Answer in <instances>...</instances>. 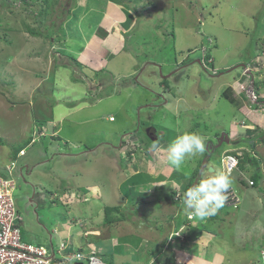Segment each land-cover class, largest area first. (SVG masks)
Instances as JSON below:
<instances>
[{
	"label": "rangeland",
	"instance_id": "obj_1",
	"mask_svg": "<svg viewBox=\"0 0 264 264\" xmlns=\"http://www.w3.org/2000/svg\"><path fill=\"white\" fill-rule=\"evenodd\" d=\"M44 8L46 16L39 14ZM106 11L131 14L129 25L137 30L132 44H138V48H130L135 54L130 69L129 54L113 60L120 73L133 71L127 77L128 84L122 83L123 76L110 78L109 69L102 68L97 74L107 81L100 91L93 92L90 88L96 81L89 72L81 76L76 66L67 67L59 61L68 60L66 54L78 58L77 52L96 33ZM25 24L42 35L30 34ZM204 48L211 50L218 74L200 62ZM164 57L180 63L159 62ZM252 58L264 61V0H0V171L16 160L13 194L23 216V240L51 248V242L59 243L57 234L50 237L56 227L64 231L61 235H66L70 223L74 224V231L99 224L103 234L107 229L114 238L121 234L117 238L121 242L129 232L128 239L133 244L137 241L135 246L130 245L135 251L128 250L125 255L131 259L138 254L136 261L141 258L144 264L163 250V245L171 248L167 255H175L181 246L177 238L170 241L172 233L186 239L179 255L182 258L177 257L174 264L186 261L185 253L190 255V264H264V205L255 211L244 200V191H239L240 195L244 193L240 205L227 207L233 202L228 199L215 216L197 222L198 218H189L183 212L182 204L187 190L184 186L195 171L200 175L203 169L207 172V167H215V172H222L224 149L234 145L220 142L223 129L230 133L232 141L246 133L257 137L256 146L264 143V138L258 139L264 129L246 131L239 126V105L236 107L222 94L226 80L239 78ZM72 72L80 81L81 77L86 80L83 86L71 79ZM256 72L264 77L261 66ZM153 74V80L148 78ZM259 74L251 75L259 81ZM262 86L256 94L263 93ZM228 91L232 98H238L232 90ZM152 97L157 101L153 102ZM180 101L191 105L179 104L185 108L176 112L173 107ZM54 102L58 103L55 109ZM253 104L254 97L249 102L251 107ZM258 105L264 108L263 103ZM202 106L209 107V111H197L196 107ZM77 107H84L83 112L72 110ZM53 111L58 119L66 114L63 125L61 120L48 122L44 117L53 116ZM110 116L115 121L111 122ZM71 119H82L84 124L75 127ZM150 125L161 130L157 142L149 139ZM133 126L137 130L133 134L138 137L130 133ZM183 132L202 135L206 152L187 159L177 171L168 164L166 154L152 146H166ZM44 133L54 136L48 134V139H43ZM66 140L69 142L65 144ZM22 146L26 153L19 155ZM243 150H239L242 155L246 151ZM258 156L264 157V150ZM150 157L153 167L159 168L140 175L138 168L145 167ZM247 167L258 179L255 189L263 188L261 168L250 163ZM195 178L193 184L200 179ZM69 183L83 189L86 201L66 200V191L56 193L57 188ZM92 185L101 192L89 193ZM235 186L241 189L236 183ZM173 190L174 198L166 200L165 196ZM139 197L146 203H140ZM259 198L264 200L262 195ZM104 204L123 205L121 211L129 218L103 223ZM66 209H70L69 217ZM85 216L90 220L81 223ZM117 217H121V212ZM183 223L184 228L178 231L176 227ZM101 240L105 244L93 245L94 249H112L106 238ZM110 261L116 263L114 258Z\"/></svg>",
	"mask_w": 264,
	"mask_h": 264
},
{
	"label": "crops",
	"instance_id": "obj_2",
	"mask_svg": "<svg viewBox=\"0 0 264 264\" xmlns=\"http://www.w3.org/2000/svg\"><path fill=\"white\" fill-rule=\"evenodd\" d=\"M130 16H131L130 13H129V15H127V13L125 15L122 11H120L118 15H116V13L114 14V13H110L109 11H106L105 15L99 20L100 22H98L100 25L98 26V28L96 30V33H94L92 38L90 39V41L86 45H84V47L81 48L77 52V55H79V54L81 55V61H83V63L85 64L83 68H85V71L87 73L89 71V73H90L92 78H93L92 69L97 70L96 75H95L96 79L94 78L95 81H96V84H92V88H91L93 92L100 91L103 88V86L106 83V81H107L105 76L104 77H99V74H97L98 71L100 69H102V68H108L109 70H107V71L110 72L109 73L110 74V78H113V79H115V78L121 79L122 76H123L122 79H128L127 77H129V75L133 74V71L129 72V73H125V72L124 73H120L118 71L116 62L113 61L117 56H121V55H124V54H129V56H130L129 69L132 66V62L135 61V58H134L135 54L133 52L134 50H131V49L138 48V44H136V45L132 44V40L136 36L137 30L133 28L132 24L129 25ZM138 22H139V20H138ZM131 31H133V35H131ZM125 34H129V35H127L125 37ZM141 48H142V46L139 49H141ZM168 61L173 62V65L175 63H179L178 59H174L173 60V58H166V57L160 58L159 62L166 63ZM169 64L172 65V63H169ZM259 66H261V70L264 71V65L262 63H260ZM222 67L228 68L229 66H226V64H222ZM253 73L259 74V72H253ZM148 78H151L153 80L155 78V75L154 74L153 75H148ZM243 78H244V76H242V74H241L239 76V78H233L232 81H230V80L227 81L226 80V82L224 84L225 88L226 87H231L232 88L231 89L232 93L233 94L236 93V95L235 94L234 95L239 98L238 99L239 103L242 104L241 108L238 110L239 126H241L246 131H247V129H251L252 131H257V129H264V108H260L262 106H259L256 110H253V108H251V106L249 105L248 97L245 96L246 94H241V92H240V89H239V86H238V84H239L238 80L239 79L242 80ZM254 78L256 79V76ZM259 78H260L259 81H257L258 79H256V82H257V85H258V90H259V85H263L262 86V90H263L264 89V83H263V78L264 77H261L260 74H259ZM81 85L83 86L84 84L81 83ZM156 89H157V92L159 93L160 90L158 88H156ZM166 94H168L170 96V92L169 91ZM182 98H183V96H182ZM259 98H260V103L263 102V105H264V90H263V93L259 95ZM152 100L154 102V100H156L155 97H152ZM182 103L185 106L186 105H191V104H188V103L180 101L177 104H175L174 107H173L176 112L183 111L185 106L181 107L179 105V104H182ZM81 108H84V107H79V108L77 107V108H73L72 110L79 109L78 113L80 114L81 112H83V110H81ZM196 109H197V111H199L200 109H203V110L207 109V111H209V107L205 108V106L196 107ZM185 111L188 112L189 110H185ZM65 115L66 114L60 116L62 125L64 124L63 120H66V119L62 120V118H64ZM110 117H114V116H110ZM191 117L194 119L193 114L191 115ZM67 118H70V117H67ZM71 121L74 123L75 127H81L84 124L82 119L81 120H76V121L71 119ZM113 121H115V119L112 120L111 122H113ZM240 122H242V123L240 124ZM220 127H222V124L220 125ZM63 128H65V127L64 126L62 127V131H63ZM131 129L134 130L135 126H133V128H131ZM223 130L226 131L229 134L230 144H234V145H232V148L230 146L228 148H225L224 151L230 152L233 149L238 148L239 145L235 144V141H236L235 139L236 138H233L235 141L234 140L232 141V139H231L232 137H231L230 133L226 129H223ZM122 131H124V129H122ZM252 136H254V135L243 133L240 136V138L245 139V141L241 142L242 144L240 146H243V147H246V148L248 146L251 147V145L255 141V139H252ZM173 138H174V136H173ZM67 139H73V138L68 137ZM249 139H250V141H249ZM68 142L69 141L66 140L65 144L68 143ZM255 150L257 151L256 155H257V159H258V162H259V166L256 167V168L257 169L261 168V170L263 171L262 178H261V184H262L263 188H260V189H264V157L258 156L259 151L262 152V150H264V143L259 144L255 148ZM151 157L153 158V156H151ZM151 157L147 158V160H146L147 164H146L145 167L138 168L139 170H137V171L139 173H141L140 175H142V174L145 175L147 172H149V173L156 172L155 169L159 168L158 165L157 166L155 165L156 168L153 167L154 165H153V163L151 161ZM208 163H209V161H208ZM211 166L212 165H210V167ZM207 169L209 170L210 168L207 167ZM211 170L215 172V167L214 168L211 167ZM246 170H247L248 174H246ZM202 172H206V171L203 169ZM252 173L253 172L251 171V169L249 170L248 167L246 169L243 168V167H240L238 173L236 174V176L234 178H232L233 179V188L238 193H239V191H242V192L244 191V193H245L244 200L245 201L246 200L249 201V204L251 205V208L254 209L255 211L258 210L257 212H259L260 204L264 205V200L262 198L260 199L259 196L262 195L264 197V190L262 191L260 189H255V188H257V183L254 184V185H250L249 184L248 179H254L253 176H255ZM163 174L166 175V173H163ZM168 174H170V171L168 172ZM199 176H201V173H200ZM147 177H148V180H149L150 176H147ZM235 183L241 189H237V187L235 186ZM93 186H94V188L88 189L90 192L89 191H87V192H89V193L101 192V189H99L98 186L92 185V187ZM183 186L184 185H182V187ZM82 190L83 189H80L79 185L76 186V185H72V183H69L68 186H66L65 188H57L56 189V191H57L56 193H58L59 191H62V192L66 191L65 192L66 200H69L71 198L72 199L75 198V199H80L81 201L82 200L86 201L87 197H85L86 195H82V194H84V193H82L83 192ZM243 194L240 195V193H239V195L241 196V202H242ZM167 196L168 195H166L165 197H167ZM165 199L166 200H170V199H167V198H165ZM241 202H240V204H241ZM144 203H146V202H144ZM113 205H115V204H109V205L108 204H104L102 208L105 211V208L107 206H113ZM145 205L147 207L148 204H145ZM102 208L100 210H102ZM69 211H70V209L69 210L66 209V213H68L67 214L68 217L70 216L69 215ZM132 212H134V210ZM62 214H63L64 217H66V215L64 213H62ZM114 214L117 217L119 212H115ZM254 214H255V212L252 213V217L255 216ZM128 218L129 217L127 215L122 218V211H121V217H118L117 219L115 218V221L120 220V219L124 221V220H126ZM88 220H90L89 217L85 216L81 223H83L84 221H88ZM104 221L105 220H103V223H104ZM244 221H247V220L244 219ZM63 222L65 223V222H67V220L65 219ZM76 223L77 224L79 223L77 221V217H76ZM111 223H113V222H111ZM105 224H110V223L106 222ZM73 225H74L73 223L69 224L68 231L66 232V235H61L60 233H64V231L57 230V227L52 230L53 234L54 233L57 234V238L59 239V241L63 242L67 246H69V248L75 249V248H81L82 247V248H85V250H89V249H94L93 245L102 247V245H101V242H102L101 237H102V238H106V243L108 242L109 244H112V249L111 250H105V249L100 250V248H99L98 250H96V249H94V250L98 251L99 253L102 252L103 255H105V257H103L105 261L108 260V259L112 260L114 258V260H115L114 262H116L115 264H121V263H124V264H137V263L138 264H144V260L141 259V258H140L139 262L136 261V259H138V254H136V255L133 254L131 256V259H130L129 255H125L126 251H127V253H129L128 250H131L132 252L135 251L134 249H131L132 247L130 246L133 243H132V241L130 239H128L127 234L129 232H127L124 235L125 236V238H124L125 240H123V238H122L123 241L121 242V241H118L120 239H117L118 237L122 236L121 234L117 233V235L114 238L112 236V232L107 229L106 231H104V234H105L104 235L101 232V226H98L99 224H96V225L93 224L94 226H92V227L87 226V227H83L82 228V226H81L82 229H80L79 231H74V229H71V227ZM136 225H138V223H136ZM251 227L254 228L255 226L251 225ZM204 233H206V232H204ZM51 237H53V235ZM109 238H110V240H109ZM136 241L137 240H134V244H133L134 246L136 245ZM146 242L147 241H144L143 244L146 245ZM116 243H119V244H116ZM104 244L105 243H103V245ZM117 245L120 248H118ZM163 247L164 248H168L169 245L168 244L167 245H163ZM114 253H117V255H115ZM113 255H114V257H113ZM157 255L153 256L154 258H152L151 261H148L149 262L148 264H157L155 262L156 258H157ZM183 256L186 259V261L189 262V264H190V261H191L190 255L188 253H185ZM121 261H123V262H121ZM106 262H107V264H114L112 261H106ZM146 263H147V260H146ZM206 264H215V263H206ZM217 264H220V263H217Z\"/></svg>",
	"mask_w": 264,
	"mask_h": 264
},
{
	"label": "clouds",
	"instance_id": "obj_3",
	"mask_svg": "<svg viewBox=\"0 0 264 264\" xmlns=\"http://www.w3.org/2000/svg\"><path fill=\"white\" fill-rule=\"evenodd\" d=\"M204 51H205L204 53L206 54V48H204ZM77 56L79 59H81L80 54ZM261 58H260V61L253 59L249 63H246L244 73L242 74V76H244V78L242 80H240V79L238 80V82H239L238 86H239L241 94H246L245 96L248 97L249 102H251L252 98L254 97L255 104H253V105L256 107H259L258 104H260V98H259V95L256 94V90L258 89L256 79L251 74L253 72L257 71L260 63H262L264 65V61H261ZM178 62L180 63L179 60H178ZM179 63H177V64H179ZM202 64H203L204 68L211 70L213 74L219 73V70H217L215 67L214 56L207 61L206 60L203 61ZM251 65H253V66H251ZM249 67L251 69H254V70L251 71L250 69H248ZM76 70H77V73H80L81 76H87V75H83L84 73H87L85 71V68L79 69V67H77ZM92 72H93V78H95L97 70L92 69ZM89 77H91L90 73H89ZM228 88H231V87H228ZM261 103H263V102H261ZM110 118H112V120H114V117H110ZM54 120L55 119H48V122H54ZM56 120L60 121L61 119L57 118ZM150 126L151 127H149V129H152V128L154 129L153 132L155 135L158 136V139L153 140L152 138H150L148 136L149 139H152L154 142L159 141L160 136H161L160 135L161 130H159L158 127L155 125H150ZM135 130H136V128L133 131H135ZM133 131L131 132V134L134 137H138L139 135L133 134ZM223 133H227V132H225V131L221 132V136ZM48 134L51 137L54 136L53 134H50V133H44L43 135H48ZM126 135L128 136V134H126ZM260 139H262V138H260ZM34 141H35V139H34ZM34 141H33V143H34ZM228 143H230V142H228ZM235 144L241 145L242 143H240V142L236 143V141H235ZM152 147L156 151L164 152L166 154V159H167L168 164L177 171H179L182 168V166L184 165V163L186 162L187 159L192 158V157H196L197 155H202L206 152L205 138L202 135L195 133V132H183V133L177 135L175 137V139L172 140L166 146H161L160 144H153ZM256 147L257 146H256V142H255L254 147L248 146L246 148L243 146H240V147L238 146V149L235 148V149H237V151H234V149H233L230 152H224L223 159L221 160L222 172H214L211 169H209L207 172H201V178L199 179V181L196 184H193L192 186H190L183 193V197H182L183 212L189 218H192V217L198 218L197 222H199L200 219L204 220V219L215 216L219 212V210L224 207V205L228 199L227 193L229 192L230 188L236 193V196L239 198V201L237 203H236V201H233L230 205H227V207L228 206H238L241 202V199H240L237 191L233 188V179H232L231 175L234 172L239 171V168H240L239 167V161H240L239 158L242 155V153L239 151L240 148L241 149L243 148L246 151H250L254 157H257V155H256L257 151L255 150ZM24 153H26V152L23 148V149L19 150L18 154L21 155ZM149 155L152 156L153 154H150V152H149ZM227 155L236 156L238 158V164H237V166H235L233 168V170L231 172H227L226 167H225L224 157ZM245 164H246V167H247V165H249V163H245ZM9 166L16 167V160L14 162H12V164ZM6 174L11 176V173L8 171H6ZM11 177L13 179H15L14 176H11ZM250 181H252L253 183L251 184ZM248 182L250 185H254L253 179H248ZM15 183H16V180H15ZM174 184H175V182H173V188H174ZM104 218H105V216H104ZM186 222H188V220ZM185 223H183L181 226L179 225V227H176V229L178 231L182 230L184 228ZM22 233H23V230H22ZM176 233H179V237H181L180 232H176ZM52 235H53V231L50 233V237ZM175 236H177V235H175V233H172L170 241L172 242V241H174V239L177 238L180 242L181 248L179 247V250L176 251L178 253L175 252V255H173V257H175V259L177 257L181 259L182 257L179 255H180L181 251L183 250L182 243L184 241H186V239L182 240V239L175 237ZM51 246L59 249V250H56L55 248H51V250L55 252L54 253L55 256H69L70 254L73 253L71 251H77L79 249V248L71 249V248H69V246H67L66 244H64L63 242H60V241L58 244H54L53 242H51L50 247ZM168 248L171 250L170 246ZM168 248H164L161 252L158 253L157 258H156L157 264H160V262H161V264H174V262L165 258V256L166 257L168 256L167 255V251L169 250ZM163 252L164 253L166 252V255H163ZM97 257L101 258V257H105V255H103V253L100 252L97 254ZM166 262H168V263H166ZM180 264H189V262L181 260Z\"/></svg>",
	"mask_w": 264,
	"mask_h": 264
},
{
	"label": "built area",
	"instance_id": "obj_4",
	"mask_svg": "<svg viewBox=\"0 0 264 264\" xmlns=\"http://www.w3.org/2000/svg\"><path fill=\"white\" fill-rule=\"evenodd\" d=\"M227 172H231L238 164L236 156L227 155L224 157ZM252 184L253 182L250 181ZM15 181L12 177H0V264H45L48 254L55 256L54 253L47 251L43 246L21 245V224L23 218L18 214L19 211L14 198ZM228 199L239 201L236 193L230 188L227 193ZM227 199V200H228ZM15 245V247L13 246ZM42 248L45 251H42ZM69 259H80L79 253H72ZM45 260V261H44ZM98 261L92 257L91 264Z\"/></svg>",
	"mask_w": 264,
	"mask_h": 264
},
{
	"label": "trees",
	"instance_id": "obj_5",
	"mask_svg": "<svg viewBox=\"0 0 264 264\" xmlns=\"http://www.w3.org/2000/svg\"><path fill=\"white\" fill-rule=\"evenodd\" d=\"M23 1H25V0H23ZM33 1H35V0H33ZM36 1H42L43 3H51L52 2V0H36ZM55 1V0H54ZM46 9L44 8V9H41L40 11H39V14H42L43 16L45 15L46 16ZM25 27H26V30L30 33V34H32V35H40L42 32H40L39 30H37V29H35V28H33L30 24H25ZM48 33H50L51 34V32L50 31H48ZM42 35V34H41ZM205 54V53H204ZM204 54H202L201 56H200V62L202 63L203 61H207V60H209V59H211L212 57H213V55H212V52H211V50L210 49H208V48H206V54L204 55ZM66 57H68V60H66V59H63L62 61H59V63L61 64V65H64V66H67V67H69V66H73V67H79V69H82L83 67H84V63H83V61H81V59H78L76 56H73L72 54H66ZM66 60V61H65ZM69 63H71L72 65H69ZM102 70V69H101ZM100 71V70H99ZM73 73V72H72ZM96 77V76H95ZM99 77H101V75H99ZM72 78H74V79H72ZM82 79L81 80H83V81H80V79H79V77L78 76H76L75 75V73H73V76H72V74H71V79L72 80H74V81H76V82H85L86 80L85 79H83V77H81ZM78 79V80H77ZM131 81V80H130ZM129 81L127 80V79H122V83L123 84H127ZM134 83H136L135 81H133ZM91 89V88H90ZM228 90H231V88H228V87H226V89L222 92V94H224L225 95V97L226 98H228L229 100H231L232 102L231 103H233L236 107H237V105H239L237 108L238 109H240L241 108V106H242V104L241 103H239V98H232L231 97V95L229 94V91ZM228 91V93H225V92H227ZM112 94V93H111ZM111 94H108V95H111ZM108 95H106V96H108ZM236 97V96H235ZM55 104H58L57 102H54L53 103V109H55ZM52 105V104H51ZM257 108H254L253 110H256ZM53 113H54V115L53 116H47V115H44V117L46 116L48 119H57L56 118V113L53 111ZM62 116V115H61ZM43 117V118H44ZM247 131H252L251 129H247ZM133 132H136V130L135 131H133ZM131 133V132H130ZM126 134V133H125ZM124 134V135H125ZM43 139H48V137H47V135H42L41 136ZM264 137V133L263 134H261L259 137H258V139H260V138H263ZM54 138H58V139H61L60 137H54ZM255 138H257V137H255ZM254 137H252V139H255ZM36 140V139H35ZM245 141V139H243V138H241V139H238L236 142L237 143H241V142H244ZM34 142H36V141H34ZM255 146V141H254V143L251 145V147H254ZM23 147L24 146H22L21 148H20V150L21 149H23ZM244 154H245V156H244ZM240 161H239V167H243V168H247L246 167V164L245 163H250V165L251 166H254V167H258L259 166V162H258V159H257V157H254L253 155H252V153L250 152V151H244L243 152V155H241L240 156ZM196 177V178H195ZM194 178L195 179H199V178H201V176H199L198 175V173L195 171V173H193L191 176H190V181L184 186V188H186V189H188L190 186H192V184H193V182L195 181L194 180ZM253 181H254V184H256L257 183V177L256 176H253ZM173 194H175V191H172L171 192V194L170 195H168L166 198L167 199H172V198H174V196H173ZM138 201L140 202V203H143V202H145V199H143L142 197H139L138 198ZM124 206L123 205H113V206H107L106 208H105V218H104V223H111V222H114L115 221V218L117 219L118 217H116L115 216V212H121V209L123 208ZM126 216V214H125V212H122V218L123 217H125ZM113 220V221H112ZM22 225V224H21ZM23 229V228H22ZM22 237H23V233H22ZM79 250H81V251H84L85 250V248H79ZM163 255H166V252L164 253L163 252ZM166 259H168V260H170V261H172V262H174L175 261V257H172V255H170V254H168V256H167V258ZM156 262V261H155Z\"/></svg>",
	"mask_w": 264,
	"mask_h": 264
},
{
	"label": "bare ground",
	"instance_id": "obj_6",
	"mask_svg": "<svg viewBox=\"0 0 264 264\" xmlns=\"http://www.w3.org/2000/svg\"><path fill=\"white\" fill-rule=\"evenodd\" d=\"M251 108H258L254 105H252ZM148 135V134H147ZM6 171L10 172L11 173V176H14V173H15V167L14 166H6L5 170L4 171H0V177L2 178H9L11 176L7 175L6 174ZM15 181V179H14ZM16 187V185H15ZM18 214L21 216V218H23V216L21 215V213L17 210ZM23 222V220H22ZM21 229H22V225H21ZM20 240L21 242L18 241L19 244L21 245H36V246H43L47 251L51 252V253H55L54 251L51 250V248H55L56 250H59L58 248L56 247H52L51 248H48L44 245H39V244H34V243H28V242H25L23 240V237H22V232H21V236H20ZM15 247V245H13ZM42 251H45L43 248H42ZM73 253H79L80 254V259H69L68 256H53L51 254H48L46 259L49 260V262L45 261L44 263L45 264H73V261H74V264H91V261H92V257H96V260L98 261L97 263L95 264H107V262L104 260V258H98L97 257V254L99 253L98 251L94 250V249H89V250H84V251H81V250H77V251H71Z\"/></svg>",
	"mask_w": 264,
	"mask_h": 264
},
{
	"label": "water",
	"instance_id": "obj_7",
	"mask_svg": "<svg viewBox=\"0 0 264 264\" xmlns=\"http://www.w3.org/2000/svg\"><path fill=\"white\" fill-rule=\"evenodd\" d=\"M153 130H154L153 128L152 129H149L148 132H149V134H150V136H151V138L153 140H157L158 139V136L154 134ZM223 141L230 142L228 133H223L222 134L221 142H223Z\"/></svg>",
	"mask_w": 264,
	"mask_h": 264
},
{
	"label": "flooded vegetation",
	"instance_id": "obj_8",
	"mask_svg": "<svg viewBox=\"0 0 264 264\" xmlns=\"http://www.w3.org/2000/svg\"><path fill=\"white\" fill-rule=\"evenodd\" d=\"M217 138H219V136H216V139H217ZM220 142H221V140H220ZM212 144L214 145V144H215V142H213V141H212Z\"/></svg>",
	"mask_w": 264,
	"mask_h": 264
}]
</instances>
